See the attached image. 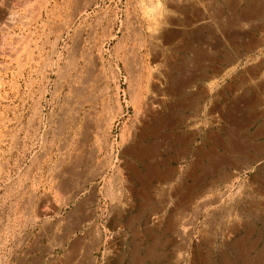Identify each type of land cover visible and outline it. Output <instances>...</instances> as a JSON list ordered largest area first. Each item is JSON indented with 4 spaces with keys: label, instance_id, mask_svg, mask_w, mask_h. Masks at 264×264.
Instances as JSON below:
<instances>
[{
    "label": "rangeland",
    "instance_id": "obj_1",
    "mask_svg": "<svg viewBox=\"0 0 264 264\" xmlns=\"http://www.w3.org/2000/svg\"><path fill=\"white\" fill-rule=\"evenodd\" d=\"M0 45V264H264V130L221 76L264 0H0Z\"/></svg>",
    "mask_w": 264,
    "mask_h": 264
},
{
    "label": "crops",
    "instance_id": "obj_2",
    "mask_svg": "<svg viewBox=\"0 0 264 264\" xmlns=\"http://www.w3.org/2000/svg\"><path fill=\"white\" fill-rule=\"evenodd\" d=\"M221 63L227 65L226 69L222 68L221 76L224 77L226 71L225 78L228 87L231 86L241 91L238 97L239 101L236 103L242 105V108L238 109L236 113H230L228 120L242 121V128L246 130H264V48L238 58L237 62L222 60ZM230 63L238 64V67L232 72L228 67ZM205 80L207 81V78ZM208 98L206 94L204 96L205 107L209 105ZM223 101L224 96H222ZM244 135L254 139L244 141L245 144H264V133L251 131Z\"/></svg>",
    "mask_w": 264,
    "mask_h": 264
},
{
    "label": "bare ground",
    "instance_id": "obj_3",
    "mask_svg": "<svg viewBox=\"0 0 264 264\" xmlns=\"http://www.w3.org/2000/svg\"><path fill=\"white\" fill-rule=\"evenodd\" d=\"M79 1V0H78ZM168 1V0H167ZM2 2V1H1ZM166 2V1H165ZM75 3H77V2H75ZM185 3V2H184ZM36 4V3H35ZM78 4V3H77ZM19 5H21V4H19ZM183 5V4H182ZM185 5V4H184ZM18 6V5H17ZM186 6V5H185ZM14 7V6H13ZM19 7V6H18ZM41 7V6H40ZM151 7V6H150ZM187 7V6H186ZM152 8H153V6H152ZM28 11V10H27ZM203 11H205V9L203 10ZM17 12V11H16ZM13 14V13H12ZM27 15V14H26ZM160 16V15H159ZM72 17V16H71ZM33 18H34V16H33ZM13 19H14V15L13 16H11V15H9L7 18H6V20H5V22L7 23V24H9L10 22H12L13 21ZM16 19V18H15ZM31 19V18H30ZM205 19V18H204ZM33 20V19H32ZM164 22V21H163ZM163 22H161V24H163ZM165 24V23H164ZM178 24V23H177ZM186 24V23H185ZM11 26V25H10ZM26 26V25H25ZM64 27V26H63ZM164 27V25H160V29H159V32H161V29ZM179 27V26H178ZM27 28V27H26ZM165 28V27H164ZM168 29V28H167ZM174 29V28H173ZM154 30V29H153ZM162 33V32H161ZM75 36H77V35H75ZM5 37V36H4ZM174 39V38H173ZM45 41V40H44ZM169 42V41H168ZM18 43V42H17ZM53 43V42H52ZM1 46V45H0ZM8 46V45H7ZM3 47V46H2ZM40 47V46H39ZM160 47V46H159ZM10 48H11V46H10ZM92 48V47H91ZM90 48V49H91ZM15 50V49H14ZM13 50V51H14ZM8 51V50H7ZM18 51V50H17ZM97 52H99V51H97ZM71 54H73V53H71ZM77 56V55H76ZM71 58V57H70ZM78 58V57H77ZM137 59V58H136ZM21 60V59H20ZM65 69V68H64ZM88 71V70H87ZM90 72V71H89ZM100 72V71H99ZM159 73V72H158ZM157 74V73H156ZM155 74V75H156ZM82 75V74H81ZM98 75V74H97ZM152 76V75H151ZM160 76V75H159ZM86 77H88V76H86ZM103 77V76H102ZM157 77V76H156ZM17 78V77H16ZM93 79V78H92ZM97 79V78H96ZM74 88V87H73ZM74 91V90H73ZM11 92V91H10ZM149 95V94H148ZM86 98V97H85ZM148 98V97H147ZM79 101V100H78ZM56 104H57V102H56ZM215 108V107H214ZM215 110V109H214ZM207 111V110H206ZM59 115V114H58ZM138 119V118H137ZM63 121V120H62ZM88 126V125H87ZM160 126V125H159ZM6 131V130H5ZM81 131V130H80ZM155 133V132H154ZM13 135V134H12ZM13 137V136H12ZM181 139V138H180ZM59 141V140H58ZM14 142V141H13ZM86 142V141H85ZM16 143V142H15ZM93 143V142H92ZM4 144V143H3ZM12 144H14V143H12ZM79 146V145H78ZM75 148V147H74ZM2 150V149H1ZM2 153V152H1ZM36 154V153H35ZM44 158V157H43ZM55 161V160H54ZM63 161V160H62ZM33 163V162H32ZM1 164V163H0ZM93 164V163H92ZM91 164V165H92ZM97 166V165H96ZM62 169V168H61ZM68 171V170H67ZM73 173V172H72ZM152 174V173H151ZM149 175V174H148ZM125 177V176H124ZM164 177H166V175H164ZM201 177V176H200ZM168 178V177H167ZM227 179V178H226ZM73 180V179H72ZM168 180V179H167ZM160 182V181H159ZM57 185V184H56ZM173 185V184H172ZM125 186V185H124ZM263 186H264V184H263ZM174 187V186H173ZM233 188V187H232ZM191 189V188H190ZM225 189V188H224ZM229 189V188H228ZM173 190V189H172ZM125 191V190H124ZM145 191V190H144ZM191 191V190H190ZM205 191V190H204ZM226 191H227V189H226ZM203 192V191H202ZM201 192V193H202ZM94 193V192H93ZM172 194V193H171ZM188 194V193H187ZM227 194V193H226ZM70 195V194H69ZM181 195H183V194H181ZM211 195V194H210ZM228 195V194H227ZM88 196V195H87ZM186 196V195H185ZM207 196V195H206ZM224 196H225V193L223 192L222 194H219L218 195V198H216L215 200H214V202H222L223 201V199H224ZM184 197V196H183ZM64 198V197H63ZM182 198V197H181ZM187 198V197H186ZM195 198V197H194ZM230 198V197H229ZM129 199V198H128ZM161 199V198H160ZM168 200V199H167ZM181 200V199H180ZM213 200V199H212ZM196 201V200H195ZM87 202V201H86ZM188 202L189 201H187V204H184V207H186V205H188ZM212 202V201H211ZM227 202V201H226ZM145 203V202H144ZM205 203V202H204ZM204 203L202 204V206H200V207H198V209L199 208H204L205 206H203L204 205ZM143 204V203H142ZM189 204H190V202H189ZM207 204H210V202L209 203H207ZM212 204V203H211ZM251 204V203H250ZM145 205V204H144ZM190 206H191V204H190ZM193 206V205H192ZM191 206V207H192ZM210 206V205H209ZM182 207V206H181ZM255 207V206H254ZM253 207V208H254ZM190 208V207H189ZM234 208V207H233ZM251 208V207H250ZM192 209V208H191ZM195 210V209H194ZM193 210V211H194ZM240 210V209H239ZM229 211V210H228ZM20 212V211H19ZM195 212V211H194ZM202 212V211H201ZM183 213H185L184 211H183ZM217 213V212H216ZM221 213V212H220ZM219 213V214H220ZM232 213V212H231ZM233 213H234V211H233ZM181 214V213H180ZM182 215V214H181ZM180 215V216H181ZM216 215L217 214H215V215H212L213 216V218L214 217H216ZM177 216V215H176ZM184 216H185V214H184ZM218 216V215H217ZM226 216H230V215H228V214H226ZM210 217H211V215H210ZM176 218V217H175ZM235 218V217H234ZM238 218V217H237ZM179 219V218H178ZM193 218H191L190 219V221H187V220H184L183 218H181V221L178 223V225H176V227H177V230L175 231V233L177 232L180 236H182V238L181 237H179L178 239H183V237H185V238H187L188 239V235L190 234V232H192V231H194L193 229H191L190 228V225H189V228L191 229H189L190 231H188L187 230V228H186V225H188L189 223H194V221H191ZM206 219V218H205ZM212 219V218H211ZM115 221V220H114ZM174 221V220H173ZM207 221V220H206ZM225 221H226V219H225ZM175 222V221H174ZM200 222V221H199ZM247 222V221H246ZM89 223V222H88ZM173 223V222H172ZM172 223L171 222H168V224L166 225L167 227H169V228H171L172 229ZM207 223H209V222H206V224H204L203 223V225L205 226V229H206V227H207ZM258 223V222H257ZM176 224V223H175ZM227 224V223H226ZM231 224V223H230ZM233 226V225H232ZM231 226V227H232ZM167 227H166V229H167ZM175 227V228H176ZM192 228H194V227H192ZM228 229V227L226 226V225H224L223 227H222V225L221 226H219V229L221 230V231H224L225 229ZM230 228V227H229ZM150 230V229H149ZM168 231H169V229H167ZM172 231V230H171ZM170 231V232H171ZM174 231V230H173ZM204 232H205V230H204ZM176 233V234H177ZM189 233V234H188ZM194 233V232H193ZM203 233V232H202ZM147 234V233H146ZM177 234V235H178ZM205 234V233H204ZM192 235V234H191ZM175 237H177L176 235H174ZM190 236V235H189ZM197 236V235H196ZM148 237H150V235L148 236ZM210 237V236H209ZM166 238V237H165ZM173 238V237H172ZM172 238H170V239H172ZM184 238V239H185ZM168 240V239H167ZM189 240H191L190 238L188 239V241ZM204 240V239H203ZM169 241V240H168ZM176 241H178V240H176ZM181 241V240H180ZM184 240H182V242H183ZM188 241H186V243L184 242V244L183 245H186V244H188L189 242ZM205 241V240H204ZM242 241V240H241ZM206 242V241H205ZM230 242V241H229ZM181 243L179 242V243H176V247L175 248H177L176 250H180V249H182L181 247L183 246H181ZM170 244H171V242H170ZM242 242H240L239 240H236L235 241V250H234V252L237 254V257H238V260H239V262H240V264H251L252 262L251 261H249L250 263H248V262H246L247 260H246V258H247V255H246V258H245V254H243L242 253V249H241V246H242ZM156 245V244H155ZM232 245H233V243H232ZM149 245H147L146 247H148ZM174 246V245H173ZM200 246V244H196V247H195V249H197L198 247ZM149 248V247H148ZM155 248V247H154ZM173 248V247H172ZM175 248H173V250L175 249ZM186 248V247H185ZM200 248V247H199ZM139 249V248H138ZM146 249V248H145ZM149 250H150V248H149ZM149 250H145V251H147V253L149 252L150 253V251ZM201 250V249H200ZM220 251V250H219ZM153 252V251H152ZM151 252V253H152ZM172 252V251H171ZM198 252V251H197ZM134 253V252H133ZM150 253V254H151ZM146 254V253H145ZM174 254V253H173ZM198 254V253H197ZM147 255V254H146ZM186 255L187 254H180V252L179 253H177V255H175V256H178L179 257V260L180 261H182L183 262V264H185L186 262H185V260H186ZM196 255V254H195ZM199 255V254H198ZM197 255V256H198ZM201 255V254H200ZM148 256V255H147ZM152 256H154V255H152ZM170 256V255H169ZM171 256H172V254H171ZM142 257V256H141ZM140 257V258H141ZM156 257H157V255H156ZM147 258H150V257H147ZM155 258V257H154ZM161 258V257H160ZM175 258V257H174ZM137 259V258H136ZM151 259H153V258H151ZM170 259H171V257H170ZM159 260V259H158ZM193 260H195V259H193ZM246 260V261H245ZM249 260V259H248ZM169 261V260H168ZM178 261V260H177ZM204 261V260H203ZM222 261H223V264H229L228 262H227V260L226 259H222ZM154 262V261H153ZM179 262V261H178ZM205 262V261H204ZM195 263V262H194ZM193 263V264H194ZM206 263V262H205ZM253 264V263H252Z\"/></svg>",
    "mask_w": 264,
    "mask_h": 264
}]
</instances>
